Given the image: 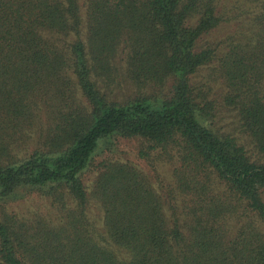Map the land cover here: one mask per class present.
I'll return each mask as SVG.
<instances>
[{"label": "trees", "instance_id": "1", "mask_svg": "<svg viewBox=\"0 0 264 264\" xmlns=\"http://www.w3.org/2000/svg\"><path fill=\"white\" fill-rule=\"evenodd\" d=\"M222 1L0 0V264H264V0H235L257 9L247 40L201 46ZM211 65L244 142L192 83ZM118 138L170 177L115 160L89 187ZM26 194L50 213L6 210Z\"/></svg>", "mask_w": 264, "mask_h": 264}, {"label": "rangeland", "instance_id": "2", "mask_svg": "<svg viewBox=\"0 0 264 264\" xmlns=\"http://www.w3.org/2000/svg\"><path fill=\"white\" fill-rule=\"evenodd\" d=\"M221 8L227 21L209 34L203 36L199 40V45H216L217 43V45L227 48L228 43L231 42V44H237L239 42H244L245 39L247 40V38L251 36L252 28L254 26L252 18L257 13V9H255L253 5L235 0H223ZM81 38L84 40V35ZM72 39L74 38L72 37L71 40ZM212 68L211 65L210 67L200 70L193 77L192 83L200 88L204 94L205 100L210 102L213 106V110L210 111L212 114V127L219 132L238 136V138H241L242 142H244V139L240 134L239 121L236 112L232 107L225 105L223 101L224 87ZM122 71L123 70L120 69V72ZM121 77V74L117 76L110 86V90L113 91L112 96L118 100L127 99L133 96L137 90L135 85L123 80ZM169 85L170 82L164 86L162 91L167 92ZM144 92H148V94L160 93L157 90L155 91L153 87H148ZM37 129H34V132L31 135L33 144H35L37 140L38 135L35 133L37 132ZM33 144L29 145L28 148L30 150L32 149ZM140 147L139 140L116 139L107 150L94 158L93 166L86 174L85 183L91 187L98 174L100 162H110L115 160L131 164L136 168L143 170L151 177V179L155 180L159 173L164 178H169L171 168L166 164H157L153 167L150 163L140 159L138 156ZM5 207L7 211L15 213L21 217H31L34 214L48 215L51 211L47 201L41 199L36 194H26L22 199L12 201L6 204ZM88 215L97 223V225H100L102 210L97 202L90 201L88 205Z\"/></svg>", "mask_w": 264, "mask_h": 264}]
</instances>
